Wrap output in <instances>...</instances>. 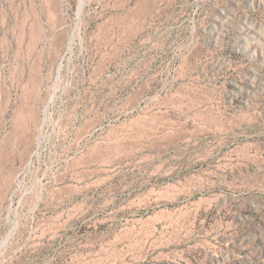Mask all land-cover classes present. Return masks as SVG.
<instances>
[{
	"label": "rangeland",
	"instance_id": "rangeland-1",
	"mask_svg": "<svg viewBox=\"0 0 264 264\" xmlns=\"http://www.w3.org/2000/svg\"><path fill=\"white\" fill-rule=\"evenodd\" d=\"M0 264H264V0H0Z\"/></svg>",
	"mask_w": 264,
	"mask_h": 264
},
{
	"label": "bare ground",
	"instance_id": "bare-ground-1",
	"mask_svg": "<svg viewBox=\"0 0 264 264\" xmlns=\"http://www.w3.org/2000/svg\"><path fill=\"white\" fill-rule=\"evenodd\" d=\"M171 175L172 174H170V176ZM195 180L196 181L186 180V183H182L181 180L173 181L171 184H167L160 190L145 192L144 195L141 196L142 198L136 199L135 202H133L131 209L134 210L136 215L139 214L140 216H142V212L159 213L164 212V210L165 212H168L172 206H177L180 200L192 199L197 195L207 192L211 187H214V183L211 181H207L199 177L195 178ZM225 185V182L219 184V186L222 187ZM134 194L135 193H130L129 196L133 197ZM199 200L202 201L203 198ZM189 205L190 204H188V206ZM188 215L189 214L183 218ZM163 220L164 219L154 221L151 224L152 228L150 230H147V226H149L148 221H144L142 219L133 220L129 226L124 228L120 236L113 240L112 246H119L124 242H129V247L133 250L141 239L154 235L158 231V226L162 224Z\"/></svg>",
	"mask_w": 264,
	"mask_h": 264
}]
</instances>
